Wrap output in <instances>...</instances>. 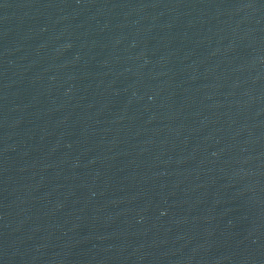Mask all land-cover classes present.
Masks as SVG:
<instances>
[{
	"label": "water",
	"instance_id": "obj_1",
	"mask_svg": "<svg viewBox=\"0 0 264 264\" xmlns=\"http://www.w3.org/2000/svg\"><path fill=\"white\" fill-rule=\"evenodd\" d=\"M157 264H264V0H100Z\"/></svg>",
	"mask_w": 264,
	"mask_h": 264
}]
</instances>
